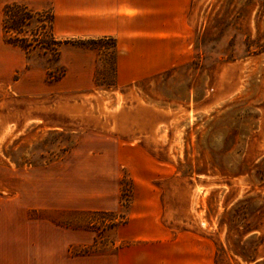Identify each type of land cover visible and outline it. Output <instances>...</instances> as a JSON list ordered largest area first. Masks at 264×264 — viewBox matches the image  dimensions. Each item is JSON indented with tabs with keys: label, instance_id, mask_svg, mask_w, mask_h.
Returning a JSON list of instances; mask_svg holds the SVG:
<instances>
[{
	"label": "rangeland",
	"instance_id": "obj_1",
	"mask_svg": "<svg viewBox=\"0 0 264 264\" xmlns=\"http://www.w3.org/2000/svg\"><path fill=\"white\" fill-rule=\"evenodd\" d=\"M13 2L56 13L0 0V264H264V0H190L175 64L108 90L109 43L91 76L72 41L101 37L57 21L65 76L27 70Z\"/></svg>",
	"mask_w": 264,
	"mask_h": 264
},
{
	"label": "crops",
	"instance_id": "obj_2",
	"mask_svg": "<svg viewBox=\"0 0 264 264\" xmlns=\"http://www.w3.org/2000/svg\"><path fill=\"white\" fill-rule=\"evenodd\" d=\"M189 1L54 0L56 13L53 8L46 9L53 10L55 22L57 21L60 31L67 37L114 38L118 49L117 78L119 83H127L175 64L179 52L177 45L185 35ZM70 51H74L75 55L69 65L80 63L81 68L87 69L94 76L97 52L83 48ZM102 201L104 200L101 199ZM103 204L99 209L109 211L117 205L112 201L111 204L110 201ZM128 225L123 226L120 232L125 231ZM20 256L25 264H36V253L25 252ZM39 259L46 261L50 258L45 255ZM87 261L91 264H111L124 261V257L92 256Z\"/></svg>",
	"mask_w": 264,
	"mask_h": 264
},
{
	"label": "trees",
	"instance_id": "obj_3",
	"mask_svg": "<svg viewBox=\"0 0 264 264\" xmlns=\"http://www.w3.org/2000/svg\"><path fill=\"white\" fill-rule=\"evenodd\" d=\"M55 15L52 9L36 11L25 3H8L2 9L1 31L3 42L21 50L27 59L26 69L32 68L34 58L42 59L41 68L46 72L47 80H61L66 69L61 64V48L67 42L59 40L54 30ZM73 45L97 50L101 53L104 44L109 43L110 76L108 83L102 85L95 77V86L114 89L117 86V42L112 37L98 39H80L72 41ZM106 75V73H105ZM96 242V241H95Z\"/></svg>",
	"mask_w": 264,
	"mask_h": 264
},
{
	"label": "water",
	"instance_id": "obj_4",
	"mask_svg": "<svg viewBox=\"0 0 264 264\" xmlns=\"http://www.w3.org/2000/svg\"><path fill=\"white\" fill-rule=\"evenodd\" d=\"M4 130H5V128H4L3 126L0 127V135L3 134ZM204 185H206L205 182H200V181H199V182H197V183H195V184L193 185V190L201 189V188L204 187Z\"/></svg>",
	"mask_w": 264,
	"mask_h": 264
},
{
	"label": "bare ground",
	"instance_id": "obj_5",
	"mask_svg": "<svg viewBox=\"0 0 264 264\" xmlns=\"http://www.w3.org/2000/svg\"><path fill=\"white\" fill-rule=\"evenodd\" d=\"M118 106V105H117Z\"/></svg>",
	"mask_w": 264,
	"mask_h": 264
}]
</instances>
